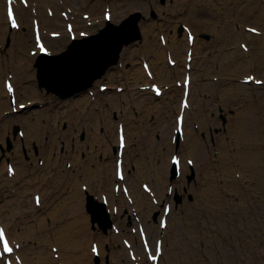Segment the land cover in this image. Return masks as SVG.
Wrapping results in <instances>:
<instances>
[{
    "label": "rangeland",
    "instance_id": "374dc122",
    "mask_svg": "<svg viewBox=\"0 0 264 264\" xmlns=\"http://www.w3.org/2000/svg\"><path fill=\"white\" fill-rule=\"evenodd\" d=\"M95 1V0H91ZM99 10L98 18L100 19V16H102V10L104 7V4L106 2H109L111 5H113V10L116 12V17L113 18L114 22L120 21V19L127 15L129 12H131L133 9H138L141 11L139 24L138 27L141 31L142 36L148 35L147 32L149 31L146 28V25L148 23L157 22L153 26L152 31V37L154 39V43L152 48H150L148 51V58H150V61L152 62L154 68L156 64V55L157 53L161 51V47L159 46V33H163L164 31L169 39V35L175 34L177 36H180L183 38L184 45L182 46L181 53L176 56L178 59L177 66H170L168 64V61L164 55H162L163 60L161 65L165 67H171V76L168 78L160 77L157 74L156 75L160 77V81L162 84L166 86V91H168L167 94L163 97L154 98V95H152V92L150 88H144L141 89L139 87L140 84L135 83V81L139 78H142V76L139 75V72H137V76L135 73L133 74L136 66L140 65L141 57L139 50H137L138 46L136 45V42H138L137 39L132 41L130 43V46L134 49L133 53H131L130 59H125L124 65H122L121 56L118 57L120 65H112L109 67L102 75L101 77L97 78L93 85L89 87L94 94L97 91L98 98L91 99L93 102H96V107H93L92 109L96 111L98 114H103L105 108L104 105V99L108 95L115 94V91L117 90L118 85L124 86V91L118 92L126 93V94H132L131 101L129 103V106L127 104L120 103L121 107L111 108L108 112L110 117L113 119V126H114V134L110 137L112 143L114 146L117 145L116 141V125L117 122L120 120L123 121L124 127H126L125 131L127 134V126L130 125L134 128L133 131V137L130 138V143H128V147L126 148L127 151L126 155L124 157L125 163L128 164L127 168L129 167V162L132 164L130 169L131 173L139 167L140 164L137 166V162L135 158H138L141 156V160L143 162V169H147L149 171L150 166H153V162L157 161L158 163H164L166 164L169 161V156L172 152H180L181 150V142L180 140L179 144L177 145L178 149L176 147H171L170 143L176 145V143L171 141V131L174 128V115L176 111H178V104L181 97L182 87L176 84V80L178 78H181L184 71H185V62H184V52L186 50V37L185 34H179L178 31L175 30V28H178V25L180 22H187L191 25H193L196 28L197 39L198 42L195 43V45H192L193 48V55L195 56V64H192V72H193V88L191 90L192 93V104L193 107L198 106V101L200 100V104H202L203 108H200V113L202 117L204 118L203 127L201 125V122L199 119L195 117V113L193 114L190 112V115L187 119V129L188 132L190 131H197L198 136L201 137L202 141L207 143V147H203V154L206 155L208 158V170H209V177L212 180H215V188L219 191V185L222 182H225V180H222L223 178V170L221 168V171L219 172L220 168V161L221 157L223 156L224 163L229 164L230 162L227 160L228 158V152L221 148V146L218 145V135L222 136V142L230 141L232 138L230 137L229 130H230V124L232 118H234L237 115L238 109H245L248 107V109H253L256 114L262 115V120H264V83L262 84H255L253 82H250L248 84L241 82V78L250 72V70H246L245 68V57L241 49L237 46L239 43L235 44L233 42L234 36L239 32V30L244 31L245 33H250L248 30H246V26H257L262 27L264 29V0H176L177 3L173 4L172 0H99ZM59 7L56 9L58 14H60L61 8L66 9L67 5L72 4L69 1L66 0H60L58 1ZM52 6V5H51ZM90 10V8H88ZM150 9V10H149ZM250 9V10H249ZM4 11V8H3ZM119 11L121 14H119ZM154 13V14H153ZM142 15V16H141ZM258 18L259 21H258ZM27 19H29L26 23V25H23V28L20 30V33L25 36V38H30V41L26 45L25 49L23 50L24 56H29L28 51L30 50V47L33 48L32 45V31L30 28L31 25V18L28 15ZM259 22V23H257ZM102 26V24H98L95 26V29ZM238 26V29H237ZM25 28V29H24ZM56 28V27H47L45 28L46 31L49 29ZM139 31V32H140ZM208 34L210 35V40H205V38L201 37V34ZM8 37L6 38L5 43H3V51L2 54L8 55L5 50L8 51L9 48L12 47V34L8 33ZM263 38V35H261ZM199 37V38H198ZM220 37L225 42H221ZM258 39V42L262 40ZM246 41V38H243ZM63 40V37L58 38L56 40H53V45H58ZM251 45L255 48L256 46H259L258 44H253V41H250ZM263 46V45H262ZM236 50L239 51L236 54ZM138 51V54H137ZM224 58L223 62H225L224 65L220 63V59L217 55H219ZM233 54V56H232ZM175 56V54L173 55ZM32 57V56H30ZM232 57V60H234V57L241 61L244 64V68H240V70H234L229 68V64L226 62V58ZM6 58V59H5ZM5 58L1 57L0 66H4V74L11 73L10 75L13 77L12 80L15 83V86L18 90V92L22 95L24 92V89H26L30 83L27 79L20 78L17 79V73L13 70V68L10 66V62H8L7 57ZM117 58V57H116ZM133 58V59H132ZM21 59V58H20ZM18 59L16 63L22 62L23 60ZM35 57H32L30 66H33V61ZM159 59V58H158ZM114 60V59H113ZM160 60V59H159ZM263 61V60H262ZM206 69V71L204 70ZM124 70V71H122ZM190 70V72H191ZM256 73L258 74L264 73V62L260 61L259 67ZM142 74V73H141ZM144 74V72H143ZM4 78V77H2ZM157 78V77H156ZM206 80L207 83H209V87L205 90H202L200 88V82L202 80ZM108 83L111 88L110 90H106L104 92L100 91L98 88L99 82ZM144 82H147L144 80ZM221 82V83H220ZM125 83V84H123ZM150 81L147 83L149 84ZM220 83V84H219ZM219 84V85H218ZM240 84H246L247 86L243 87ZM24 85V86H23ZM237 86V89H233V91L236 92V98L235 101L232 99L225 103L224 96L221 100V92L222 87L223 90L226 91L227 87H233ZM1 89V87H0ZM148 90L146 95L149 97V100L146 101L148 105L154 106L151 111H146V115L144 114V111H142L141 108L137 107V103H134L133 97L139 96L144 97L145 93L143 91ZM170 91V93H169ZM40 98L37 99L36 103L33 104L28 109H24L21 112H17L18 118H12L11 123L7 128H4L3 125L0 123V132L4 133L7 130H11L13 132V136H16L17 132H15V125L18 124L21 129H23L24 136L21 138H18L17 140L11 138L10 135H7L11 141V146H7L3 142V140H0V208L1 211L3 210V206L6 205L7 200L11 196H16L22 194V188L18 189L22 184L28 181V176L23 173V167L19 166L20 161H27V163L31 164H39V160H42L40 163L45 162V157H43V154L41 152L42 145L45 144V146L48 144V141L50 140V135L52 132H54V127L49 128V122L56 123V116L54 113L51 114V111L48 112V110H45V107H50L51 101L55 98L47 93H45V90H42L40 88ZM132 92V93H130ZM139 92V94H137ZM104 93V94H103ZM83 95L87 94V90H84ZM144 94V95H142ZM82 96V95H80ZM28 95H22L18 96V101L21 100L25 102L28 100ZM79 97V96H78ZM27 98V99H26ZM78 99L77 96H70L66 98V100L57 98L56 104H58L57 107L66 109L68 113L69 111H72V104L73 102ZM144 99V98H143ZM142 99V100H143ZM162 100L164 102H162ZM145 101V100H143ZM171 102L174 108L171 110V116L170 118H167L166 112L161 114L157 108L160 107L163 111H166V102ZM167 102V104H168ZM107 103V102H106ZM163 105V106H162ZM17 106V104L15 105ZM250 106V107H249ZM254 106V107H253ZM10 111V109H6ZM74 111H76V108H74ZM78 111V110H77ZM192 111V110H191ZM38 113L41 115L40 122L42 125H44V129L41 133L43 136H41V140L39 142H34V138L31 135H28L30 133V128L27 126L30 124L26 119L27 115L33 116L35 113ZM40 112V113H39ZM14 113V112H13ZM77 113V112H76ZM75 113V114H76ZM189 112H187L188 115ZM248 114V113H247ZM248 116H251L248 114ZM122 117L123 119H120ZM126 117V118H125ZM160 117H163L161 120H159ZM201 127H199V123ZM20 121H23V123H20ZM95 121H97V117L95 118ZM166 122H169V126L164 127V124ZM160 123V125H159ZM136 126V128H135ZM171 126V127H170ZM46 128V129H45ZM48 128V129H47ZM168 129V130H167ZM29 133H26L27 131ZM51 130V131H49ZM74 130H76V135L78 136V140L82 142L84 150H93L97 145H103L104 141L107 140L108 136V128L105 126L103 116H98V126L97 127H84L79 129L76 125L74 127ZM73 130V131H74ZM96 132L98 134H101L105 137L103 141L98 140V144L95 145L94 148H91V145L86 143L88 140L86 139L87 136L92 133ZM26 133V134H25ZM73 133V132H72ZM84 134V138L81 137V135ZM73 135V136H72ZM71 137H74V134H72ZM30 137V138H28ZM128 138V135H127ZM73 138H71L72 140ZM70 140V142H71ZM28 142V143H26ZM159 144H157V143ZM72 143V142H71ZM86 143V144H85ZM106 144V142H105ZM30 145V147H29ZM75 143H73L74 147ZM31 151H29V149ZM223 150L225 151L224 155L222 154ZM113 156L112 159H115V147L112 148ZM182 151V150H181ZM7 154V157L9 159H6L5 161V155ZM81 156H84L85 154L80 151ZM182 154V153H181ZM31 155L35 156L34 159L31 160ZM127 156V157H126ZM221 156V157H220ZM184 164L187 166V162L185 161V155H182ZM189 157H192L194 159V166L193 169L190 167H187L185 170L182 171L181 177L180 175L176 176V181H174V178H171V169L170 172L167 174L166 178H170V180H166L164 183L165 186L163 187V193L169 192L168 189H166L169 185L174 187L175 191L172 193V197L170 199H167L168 202H170L171 205V212L168 214V233L169 238H166V247L164 248V253L161 255V262L160 264H170V261L167 256V248H171L173 245V241L176 242L177 249L180 251V257L182 261L185 264L186 258L191 254L192 250L194 254L196 255L195 258V264H225L229 261H231L232 264H235L239 259L242 260V264H264V185L262 188H256V190H247L245 192L244 189L240 188L242 190V195H234V192L231 191L226 184L223 186L224 190L226 191L225 194H219L226 196L228 198H225L224 201L230 200L231 205L229 208L224 204L223 205V211L225 215H221L223 219L229 220L230 218L234 217L235 215H230L231 212H238L236 211L238 209V206H240L239 210L240 215L239 217H235L232 220H229V224L226 222L220 221L218 218L215 220H210L204 216H196L194 211H198V208L200 207L199 204L203 202L205 199L203 197V183H199L200 175L198 173V163L197 159L193 155H189ZM110 157L105 158L101 160V157L99 156V161L101 165L106 166L109 162ZM31 161V162H30ZM12 162L15 167V173L7 174L6 169V163ZM103 162V163H102ZM71 163V162H70ZM112 163V167L114 166V162ZM66 164V162H65ZM72 164V163H71ZM43 165V164H42ZM189 166V165H188ZM31 167V165H30ZM67 167H69L67 165ZM107 173H109V169L106 170ZM194 171V172H193ZM193 172V173H192ZM245 172V171H244ZM111 176H115L114 169L110 172ZM96 174V173H95ZM248 175V173H246ZM79 179L77 187L80 189L81 182L83 181L82 185L87 186V192H90L94 195V197L98 200H101L100 198V192L97 193L95 191V186L99 183V177L95 176L93 174H87L83 176L82 171L78 172ZM129 176V175H128ZM81 177V178H80ZM87 177V178H86ZM9 178V179H8ZM159 178H162L161 174L159 173ZM243 182L244 186L247 189L249 187V179L248 181L244 180L243 175ZM14 179V183L12 181ZM148 181L151 182L150 179L141 178L140 180H137V185L139 189L141 188L140 184L141 181ZM264 180V178H263ZM40 184L46 185V190L33 188L29 190V197H28V203H26L28 206H26L24 203L21 204V208L24 210L21 212L20 219L18 220L22 226L25 227V224L27 222L32 223V220L35 218L31 216V214L28 212V207L34 205V201L32 199V196L34 193L38 192L41 197H45L46 194L50 193L51 197H59L57 192H55L54 188L51 185H48L45 183V180L37 179ZM254 183L253 180H250ZM89 184L91 186H89ZM111 184V182H110ZM264 184V181H263ZM92 187V188H91ZM111 185L109 186V188ZM91 188V189H90ZM84 189V190H86ZM47 191V192H46ZM54 191V194L52 193ZM220 192V191H219ZM176 195L178 197H176ZM21 196V195H20ZM157 198V196H156ZM125 200L126 197L124 198ZM153 204H155V210L149 213H146L147 219L151 221H156V225L158 224V219L160 215L162 214V206L163 201H159V204H156L153 202V200H149ZM213 203V202H212ZM213 205L216 207L217 203H213ZM116 206H118L116 204ZM26 209H25V208ZM37 207V214H40V216L45 220L46 227L37 228L36 231H38V234L40 235L39 239L47 238L49 235L51 236L54 232L52 230V225H58L59 220L61 217L54 218L51 211V203L46 202L43 200L39 205L36 204ZM108 210H111V207L107 205ZM135 207H129L127 208V211L130 215V220H123V224L121 226V218L119 220L118 217H115L112 219L113 224H115L120 232H116L114 228L106 227L99 229L96 226V222L92 223L91 221H87L86 227L90 229V231L93 233L91 235V238L89 239V242L95 241L98 243V245L101 244L99 233L106 230L107 234L110 236L113 233L117 234V238L114 240L112 239V243L110 244H104L107 248L104 253H102L99 256V262L97 263L92 257L91 261L92 264H117L115 260L113 259L112 255L110 254V251L112 250V246L114 245L115 249L123 248V241L122 237H126L131 240V235H138L136 232H133V228L137 226V217L141 218V214L139 211H137L135 214H132L133 210H135ZM201 209V208H200ZM6 212V211H5ZM153 213V214H152ZM60 215V211L58 212ZM122 212L120 213L121 217ZM193 216V219H192ZM123 217V216H122ZM64 218V217H63ZM142 220V219H141ZM66 221H69L66 220ZM201 222V225L197 226V222ZM182 223V228H177L175 225L178 223ZM194 222V223H193ZM191 223V225H190ZM57 227V226H56ZM82 228H85L82 226ZM68 229L74 230V232H78L77 227L74 226H68ZM67 229V230H68ZM185 230V233L183 231ZM11 231L14 235L16 233H19L21 229L15 228V225L11 227ZM105 232V231H104ZM148 234L150 235V238L152 242L154 241V238L156 235H153L152 232H150L147 229ZM42 235V238H41ZM78 236V235H77ZM139 239V237L137 236ZM249 238L250 240H254L256 244V249H251L250 244L245 242V239ZM25 243L29 244V238L24 237ZM81 240V238H79ZM35 244L41 245L42 240L37 243V240H34ZM80 242V241H79ZM108 241H105V243ZM65 243V242H64ZM252 243V242H251ZM55 246L58 247L59 244L56 243L54 240H51L49 244H47L48 247ZM90 246V243H89ZM141 255L144 259H147L145 257L144 251L142 249L141 244H139ZM188 247L191 249L188 250ZM45 248H47L45 246ZM193 248V249H192ZM122 251V250H121ZM72 253L79 254L76 252V250L72 247L71 251ZM89 256L92 254L90 253L89 249L87 250ZM123 252V251H122ZM194 255H192L193 257ZM122 258H124L125 264H134L132 260L128 257V254L125 252L121 255ZM141 264L142 261L140 260ZM146 264H150L149 261H146ZM184 264V263H183Z\"/></svg>",
    "mask_w": 264,
    "mask_h": 264
},
{
    "label": "bare ground",
    "instance_id": "6f19581e",
    "mask_svg": "<svg viewBox=\"0 0 264 264\" xmlns=\"http://www.w3.org/2000/svg\"><path fill=\"white\" fill-rule=\"evenodd\" d=\"M58 1L60 0H28V5L26 7L23 6L18 1L16 11H17L18 19H19V27L16 29L15 27L10 28L8 25V21L6 22L7 19L5 20V16H6L5 15V0H0V42L1 44H3L6 41V38L8 37L7 28L13 32L12 47L9 48L8 51L5 50V52L9 54L8 62L11 63L10 66L13 68L15 73H17L16 75L17 79L22 76V78L30 81L29 85H27L28 87L24 89V92H22L23 93L22 95L30 96L28 97V101L26 100V103L29 104V103H33V101H36L37 99L40 98V95H41L40 88L42 90H45V93L55 98L54 100L51 101L50 107H45V110H48V112L51 111V114L54 113L56 116V120H57L56 123L53 124V127L55 129L54 132H52V134H49L50 140L48 141V144L46 146L44 144L41 147L40 153H42L43 157H45V162L42 163L43 165L38 164V163L29 164L27 163V161L19 162V166L23 167V173H25V175L28 176L29 179L27 183L25 182L24 185L22 184L20 187H18V189L22 188L23 192L22 194H20L21 196L18 195L19 193L18 192L16 196L9 197V199L6 202V205L3 206L4 208L0 212V224H4V226L7 229V233L10 234V237L13 241L16 240V242L20 243V246L18 247L16 251L22 256V259L26 264H92L91 259L94 256V254L91 251L92 250L91 247L94 241L89 242V239L91 238V235L93 233L90 231L88 227H86V224H87V221H91L97 218V220L100 221V223H97V220H96L95 221L96 226L99 229H101L104 221L102 220L103 216L101 214H98L97 212H95L96 213L95 214L93 213V211H90L87 208L86 191L82 189L83 181L81 182L80 189L77 187L78 182H79L78 180H80L78 172L82 171L83 176L87 174H93L99 177V183L95 186V191H97V193L100 192V198L102 197L103 193L106 194V197L108 198L107 205H112V206H115L116 204L118 205L116 212H114L112 209L110 210V212H108L110 215L109 217H112V218L118 217L119 220L121 218L120 224L122 226L124 219L130 220V215L127 211V208L134 205L135 208L141 214V219L145 225V228L148 229L150 232H152L153 235L164 237L165 239V242L163 245V248H164L166 247V244H167L166 238L167 237L169 238V233L167 231L169 227V222L166 228L162 229L160 228L159 224L156 225L155 223L156 221H151L147 219L146 213L148 212L150 215L151 212L155 210L154 208L155 204L149 201L151 200L152 197L144 190L136 187V185H137L138 179L139 180L141 178L150 179L151 180L150 182L151 191L154 192L153 195L157 196L159 200L170 199L172 195H170L168 192L166 194L163 193V187L165 186L164 183L166 182V180L168 179L170 180L169 177L166 178L167 174L170 172L169 170L172 165L170 160L166 164L158 163L157 161H154L153 166H150L149 171H148L147 169H143V162L140 156L138 158H135V160L137 162V166L140 163L141 165H139V167L136 168L133 171V173H131V170H128V168L130 169V166H132V164L129 162V167L127 168L128 164L125 163L126 164V166H124L125 176H124L123 182L128 183L129 194L133 197L134 202L131 205V203L128 200L124 199L125 195L122 193V190L119 192L115 191L113 184L119 182V180L116 178V176L114 177L111 176V173H110L113 169H114V172L116 171V159H112V156H113L112 148H114V144L112 143L110 137L114 134V126H113V119L110 117L108 111L115 106L116 108H120L121 107L120 103H123V102L129 106L132 94H126V93L120 94L118 91H115V94L108 95L104 99L105 108H103L104 110L103 114H98L96 113L95 110L92 109L93 101L91 99H93V97H91L89 94L88 95L82 94L84 91L82 86L86 84V82L84 83L82 82L85 80L87 82L94 81L96 76L101 74V72L103 74L107 69L103 70L102 67L99 65L101 63L103 64L106 63L103 66L109 67V62L114 53L115 55H113V57H116L119 55L121 56V60L123 61V64L125 63V59L127 58L130 59L131 53H133L134 51V49L130 46V43L135 40L134 35L132 36L133 39H130V34L131 32L135 33L134 28L136 27V24H137V21L133 22V19L137 18L136 20H138V18H143L144 15L143 17H136V16L132 17L128 15L125 21H129V22L124 23L125 21L123 22L122 20L121 23L122 22L123 23L122 24L120 23L121 25L120 24L117 25L118 28L122 26L120 28L121 32L118 31V28H116L115 30H111L107 27L104 29H98V28L95 29V25H89L87 24V20L85 22L83 20H80L79 18L82 17V13H84L85 11H90L91 16L93 15L92 21H94V23L98 22L99 21L98 17L95 18V15H97L96 13H98L99 5L101 4L100 1L99 0H95V1L66 0L72 3L70 5H67V8H70V12L68 13L69 20H71L72 16L76 14V17L73 18V22H74L73 29L76 32V36H79L80 34L79 30L82 29L80 25L85 27L84 29H86L87 32H90V33L92 32V35L90 36L91 39L87 41L88 43L80 45V46L76 44L70 47V49L68 50L66 49L68 46V44H66L68 39L65 38L66 32H67L66 29L63 30L64 37H63L62 42L59 43L58 45L53 46V41H52L53 37L47 36L48 37L47 40L51 44V46L50 44L49 46L51 47L52 53H58L59 50L57 48H59L61 52H64L66 50L68 51L67 59H70V61L68 62L66 61L63 67L62 65L58 66L57 65L58 63H52L55 61H50L51 67L58 66L60 68L58 71L63 72L61 73V76H60V73L59 74L56 73V70H52V72L44 71V69H46L47 66L49 65V62L47 61L39 60L41 63L38 64V66L36 62L34 66L32 67L30 66L32 62L31 57L30 56L25 57L23 53V50L25 49L26 45L30 41V38H27L28 36L25 38V36H23V34L20 33L21 27L23 25H26L27 21L29 20L27 19L28 15L30 16V18H32L33 16H34L33 18H36V17L41 18L40 19L41 21H39V23H40L42 33L44 32V26L46 27L55 26L56 28L51 29V30H62L63 28L62 23L68 20V18L67 19L64 18L62 15L58 14V12L56 11V9L60 6ZM3 4H4V13L2 9ZM48 8H53V15L47 14ZM88 8H90V10ZM63 9L64 8H61V10ZM78 10H82L81 15L77 13ZM31 14H33V16ZM112 18H113V14H112L111 19ZM259 19L260 18H258V21ZM155 23H158V21ZM155 23L150 21V23L146 25V28L149 31V33L147 32L148 35L145 36L144 42L143 43L142 41L136 42V45L138 46L137 50H140L139 53L144 52L143 55H147L148 52H146V50L148 51L153 46L154 39L151 33L153 31V26ZM192 27L194 28V30H196V28L193 25ZM258 29L260 32L264 30L261 26L258 27ZM175 30L177 31V28H175ZM112 31H115L116 33L113 35H110ZM32 33H33V27H32ZM108 35H110V38L108 40H105L106 36ZM185 35H186V32H185ZM202 36L205 38V40H210L209 37L206 38V35H202ZM166 38L167 40H166L165 45H163V43L159 41V46L161 47L162 52L159 51L155 57L156 59L155 62L157 64L155 65V68L152 63L148 62L149 68L153 74V78L156 76L157 79L159 80H160V77L168 78L171 76V69H170L171 67H165L161 65L162 60H163L162 55H167L168 50H169L171 55L175 54V57H176L181 53L182 46L184 45L183 38L175 34H172L171 36L169 35V39L166 35ZM243 38L247 39L245 42L248 45V52H252L254 59H255L253 63H250L248 69H253L252 71L255 73V70L259 71L258 67H259L260 61L264 62V39L262 38V40L258 42V39H261L260 35H258L255 32L245 33L244 31L241 30V32H239V35L237 33L234 36L233 42L236 44V42L239 40L243 41L244 40ZM220 40L221 42H223L224 38L222 39L220 37ZM250 41H253V44H258L259 46H256L257 48L251 46ZM186 42L189 45L187 38H186ZM194 42L195 43L198 42L197 36L195 37ZM224 43L225 42H223V44ZM13 47L14 49L11 51ZM2 50L3 49L0 46V61L2 60L1 57L3 58L1 54ZM237 52L239 51L236 50V54ZM137 54H138V51H137ZM184 54H185L184 56H186V52H184ZM90 55H92L91 57H94V59L89 60V58H91L89 57ZM217 56L219 57L221 61L220 63L224 65L225 64V62H223L224 58L221 57L220 54ZM18 59L23 60V61L15 64V62ZM143 60L145 59L143 58ZM195 62H196L195 58L192 59L193 65L195 64ZM226 62L229 64L228 66L230 69L240 70V68H244V64L238 59H236L235 57H234V60H232V57H229V58L227 57ZM177 64L178 63L176 61V66ZM69 67L73 68L74 75H73V78L67 79L65 76L66 72H64L65 71L64 69L69 68ZM4 68H5L4 66H0V87H1L0 89V123L1 125L4 126V128H7L11 123L10 122L11 119L17 118V114H14L13 111L6 110L8 108L11 109L12 104L10 103L8 92L4 88V78L2 79V77L4 76V72H5ZM245 68L247 70L246 62H245ZM156 70H157L158 76L160 77L156 75ZM204 70L206 71V69ZM135 71L139 72V75L143 77V79L142 78H139V80L137 79L135 83L142 85V84H145L144 80L149 81L150 78L145 74V71L141 63L139 67L138 65L136 66L133 74L135 73ZM137 72L135 73L136 76H137ZM47 73L51 75L46 76L45 74ZM6 75H10V73H7ZM47 78H50V79H47ZM40 81L43 82L42 86L40 85ZM55 81L60 83L61 92H57L54 89L56 87L54 85L56 84ZM74 83L78 84V86L76 89L72 90L70 87L75 85ZM240 85H242L243 87L247 86L246 84H240ZM208 87H209V83H207L205 79L200 82V88L202 90H205ZM192 88H193V83H192L190 91L192 90ZM237 88H238L237 86L227 87V90L224 91L222 87V91H220L221 100L223 99V96H224L225 103L228 102L227 104H229L230 99L235 101V99H237L236 98L237 95H236V92L233 91V89H237ZM143 92L145 93V95L142 94L144 95L143 97L144 99L142 97L135 96L133 97V100H134V103H137V107L141 108L142 111H144V114L146 115L147 113L145 112L151 111V109L154 106L148 105L146 103V101L149 100V97L146 95L148 91H143ZM14 93L17 97L22 96L18 92L17 88H15ZM59 93L63 95V97L60 99L64 98V100L72 96L71 94H74L73 96H77L78 99H76L73 104L74 105L76 104L78 109L74 111V108H72V111L68 110V113H67L65 112L67 111L66 109L57 107L58 104H56V100L57 98L61 96V94ZM167 93L168 91H165V92L163 91L161 94V97L164 98V95ZM137 94H139V92H137ZM95 95L97 96L98 94L95 93ZM181 96H182V92H181ZM142 99L145 101H143ZM200 100L198 101V106H195L194 108L192 104V93H190V96H189V107L190 108L186 110L189 113L184 119V125H183L184 140L181 143V148L185 147L181 149L185 155H189L190 153H192V155L196 157L197 163H198L197 169L200 175L199 183L204 184L203 197L205 200L199 204L200 207L198 208V211H194V213L197 217L198 216L206 217V214H207V218L210 220H215L218 218L220 221L226 222L227 224H229L230 223L229 220H232L235 217H239L240 213L238 212H240L239 210L240 206H238V209L236 210L238 212H231L230 215H228V216L235 215L234 217L230 218L229 220L223 219V217L221 216L222 214L225 215L223 211V208H224L223 205L225 204L228 208L231 205L230 200H228V204H227V201H224V199L228 197L219 195L221 193L225 195L227 194L223 186L226 184V186L231 191L234 192V195L239 196V195H242V190L240 188L242 189L246 188L243 191L245 192L247 190H253V189L256 190V188H262L264 185L263 184V181H264L263 180L264 178V120H262V115H260L259 113L256 114V112L253 109L252 110L248 109V107L245 109L244 108L238 109L237 115L234 118H232L231 124L229 125L230 126L229 134L232 139L226 143V141L222 142L221 135L217 136L218 145L221 146L222 149H224L225 147V150L228 152L227 160L230 162L229 164L226 165V163H224L223 156L222 157L220 156L221 161H220L219 172L221 171V168L223 170V178L221 182L225 180L226 183L225 182L220 183L219 185L220 192H219L218 189L215 188V184H214L215 180H212L209 177L208 158L206 155L204 156L203 154L204 144H205V147H207V143L202 141L201 137L198 136L197 131L188 132V129H187V119L190 115V112H192L193 114L195 113V117L200 120L201 125L203 127L202 123H204V118L202 117L200 113V108H203V107H202V104H200ZM162 102L164 101L162 100ZM167 102L165 104L166 111H163L161 109V105L157 109L159 110L161 114L166 112L167 118H170L171 110H172V103L168 102L167 104ZM27 107H29V105L26 106V108ZM179 108H180V104H178V109ZM247 113L250 114L251 116H248ZM99 115L103 116L105 126L109 130L108 131L109 137H107V140L104 141L103 145H97L95 147V145L98 144V140L103 141L105 137L96 132L90 133L86 138L88 140L86 143L91 145V148L95 147V149L84 150L82 149L83 148L82 142L78 140V136L76 135L77 132L76 130H74V127L75 125L79 129L88 127V126L97 127ZM96 117H97V121H95ZM27 118L28 119L26 120L30 123L27 125L30 128V133L27 130H26L27 131L26 133H29L28 135H31L35 139L34 142H38V140L40 142L41 136H43V134L41 135V133L44 129V125H42V123L40 122L41 115L36 112L33 116L27 115ZM162 118L163 117H160L159 120H161ZM120 119H123V118L120 117ZM174 119H175L174 126H176V115ZM20 123H23V121H20ZM166 126H169V122H166L164 124V127ZM48 127L52 128V126H48ZM132 130H134V128L128 125L127 134H126V146L123 149L124 156L126 155L125 150L127 151L126 148L128 147V143H130V138L133 137ZM72 134H74V137H71ZM7 135H10L11 138L14 137V139L16 140L20 137L19 134L17 136H13V132L11 130H7L4 133L0 132V140L2 139L3 142L7 144V146L8 144H10L11 146L10 141H8L9 138L6 137ZM127 135H128V138H127ZM172 135H174V130H172L171 137ZM81 137L84 138V134H82ZM71 138L73 139L71 140ZM70 140L72 143L70 142ZM116 141L118 143L117 129H116ZM73 143H75L74 147L72 146ZM170 146L174 147V145L171 143H170ZM28 149L29 151H31L30 148ZM115 150H116L115 155L117 156V147ZM80 151H82L85 155L81 156ZM224 153L225 151L223 150L222 154L224 155ZM99 156L101 157V160L110 157L109 162L106 166L101 165L99 161ZM9 157L10 156L7 157V154H6L4 158L5 161L6 159H9ZM34 157L35 156L31 155L30 157L31 160L34 159ZM65 162L66 163L71 162L72 164H70V166L67 167ZM111 162H114L113 167H112ZM180 163H182L181 159H180ZM186 168L187 166L184 165L183 169L185 170ZM108 169H109V173H107L106 171ZM159 173L161 174L162 178H159ZM246 173H248V175ZM243 175H244V180L248 181L249 179L248 189H247V184H246V187L244 186V182L242 178ZM37 179L45 180V183L48 185H51L59 196V197H56V196L51 197L50 193H48L46 194L45 197L41 198V202L45 200L46 202L51 203L52 207H51L50 213H52L54 218L62 216L61 219L59 220L58 225H56L57 227L55 225L51 226L54 233L51 236L49 235V237L47 238H42V235H41L42 239H39L40 235L38 234V231H36V229L41 228V227H46V222L40 216V214H37L38 210L35 204L28 207V212L31 214V216L35 218L34 220H32V223L27 222L24 227L18 221L20 219L21 212L24 211L21 208V204L24 203L26 206H28L26 203H28L29 190L33 188L41 189L43 187H46V185L40 184V182H38ZM250 180H253L254 183ZM12 181L14 183V179H12ZM174 181H176V178H174ZM110 185L111 187L109 188ZM89 186L91 185L89 184ZM43 190H46V189L43 188ZM174 191H175V186L172 189V193H174ZM52 193L54 194V191ZM32 197H33L32 199H34V195ZM166 201L167 200H164V204ZM212 202L217 203V206L215 207ZM59 211H60V215L58 214ZM121 212L123 215H121L120 217ZM68 219L69 221H66ZM192 219H193V216H192ZM13 225H15L16 230L21 229L19 233H16V235H14L11 231V227ZM71 225L72 226L75 225L77 227L76 231L78 232H74V230L68 229V226H71ZM181 225L182 223L179 222L175 226L177 228L183 229V226ZM198 225H201V222L198 221L197 226ZM82 226H84L85 228H82ZM105 226H106V222H105ZM104 231L98 234L100 238L99 240L101 242V244L99 245V255L106 251L105 248L107 247L104 246V244H109V243L111 244L112 239L115 240L117 238V234L113 233L112 235L109 236L106 230ZM183 233H185V230L183 231ZM129 235H131L130 236L131 237V240H130L131 248H133L134 253L138 255V258H136V260H139V261L141 260L143 264H146L147 260L143 258V256L141 255L142 253L140 252V247H139L140 241L138 240L137 236L131 233H129ZM24 237L29 238L28 246L25 243ZM79 238H81V240ZM34 240H37V243L41 240L43 242L41 245H37L35 244ZM51 240H54L56 243L59 244L56 250L52 248V244H51V247L47 246V244H49ZM105 241H108V242L105 243ZM245 242L250 244L251 249L253 250L256 249V244L254 240H250L249 238H246ZM89 243H90V246H89ZM155 243H156V238L154 239V244ZM45 246L47 248H45ZM111 246H112L111 248L112 250L110 251V254L112 255L115 262L117 264H125L124 258H122L121 255L125 251L128 254V248L123 246V248L122 249L119 248V251H118V249L114 248V245H111ZM72 247L79 254L69 252L71 251ZM88 249L90 253L92 254L91 256H89L87 252ZM188 250L191 251L189 247H188ZM163 253H164V249H163ZM166 253L170 261V264H183V263L185 264V260L183 262L180 257L181 256L180 251L177 249L175 241H173V245L171 248L169 249L167 248ZM189 254H191V256L189 255L188 258H186V262H188L187 264H195L196 255L194 254L193 250L191 253L189 252ZM192 255L194 256L192 257ZM159 261L161 262V256L159 257ZM227 261L228 262L225 264H232L231 261L229 260ZM236 261L237 262L235 264L243 263L242 260L239 259V256H238V260ZM0 264H4L3 258H0Z\"/></svg>",
    "mask_w": 264,
    "mask_h": 264
},
{
    "label": "water",
    "instance_id": "95a60500",
    "mask_svg": "<svg viewBox=\"0 0 264 264\" xmlns=\"http://www.w3.org/2000/svg\"><path fill=\"white\" fill-rule=\"evenodd\" d=\"M127 21H125L124 23H126ZM122 27V26H121ZM121 30V29H120ZM121 32V31H120ZM67 56H68V52H65L63 55H61V57L59 58V59H55V62H52V63H58L57 65L58 66H60V65H62V67L65 65L64 63L67 61H69L68 59H67ZM90 57V56H89ZM65 58V59H64ZM112 59H113V57H112ZM56 60H58V61H56ZM89 60H90V58H89ZM106 63H101L99 66H101L102 67V69L105 67V66H103V65H105ZM54 65V64H53ZM57 66V67H58ZM51 67V63L47 66V70L46 69H44V71H46V72H52V70H56V73H60V76H61V73H63V72H61V71H58L60 68L58 67ZM65 71L64 72H66L65 73V76H66V78L67 79H70V78H73V75H74V70H73V68H65L64 69ZM47 75L48 76H50L51 74H49V73H47ZM47 79H50V78H47ZM56 82V84H54L55 86H57L59 89H60V83L59 82H57V81H55ZM83 82H87L86 80L85 81H83ZM82 82V83H83ZM43 83V82H42ZM77 83V82H76ZM76 83H74L75 85H73V86H71L70 88L71 89H73L75 86H77V84ZM94 206H95V204H93V203H91L90 201H88V203H87V207H88V209L90 210V211H93V213H95V211H94ZM96 214V213H95Z\"/></svg>",
    "mask_w": 264,
    "mask_h": 264
},
{
    "label": "snow or ice",
    "instance_id": "6c2138e0",
    "mask_svg": "<svg viewBox=\"0 0 264 264\" xmlns=\"http://www.w3.org/2000/svg\"><path fill=\"white\" fill-rule=\"evenodd\" d=\"M12 0H9V8H8V16L9 19L13 25V27L16 26V21L14 18V13L11 7ZM252 31H255V29H252ZM41 51H45L43 45H40ZM249 80L253 79L252 77H248ZM256 83H261L260 81H256ZM9 91H11V86H9ZM121 143L123 144V137H121ZM175 160V158H174ZM191 163V162H189ZM0 243L3 245V252L4 253H11L13 251L12 247L9 244V241L6 239L5 232L2 228H0ZM95 251V248L93 249ZM159 251V249H157ZM153 260L156 259L155 256L152 257Z\"/></svg>",
    "mask_w": 264,
    "mask_h": 264
}]
</instances>
